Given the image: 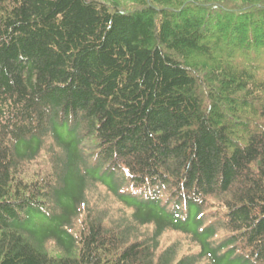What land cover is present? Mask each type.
I'll use <instances>...</instances> for the list:
<instances>
[{"label": "trees", "instance_id": "obj_1", "mask_svg": "<svg viewBox=\"0 0 264 264\" xmlns=\"http://www.w3.org/2000/svg\"><path fill=\"white\" fill-rule=\"evenodd\" d=\"M0 264H264V0H0Z\"/></svg>", "mask_w": 264, "mask_h": 264}, {"label": "rangeland", "instance_id": "obj_2", "mask_svg": "<svg viewBox=\"0 0 264 264\" xmlns=\"http://www.w3.org/2000/svg\"><path fill=\"white\" fill-rule=\"evenodd\" d=\"M174 240H181L186 250H189L192 247L190 245V240H188L185 235L175 232H169L166 234L165 238H163V244H167Z\"/></svg>", "mask_w": 264, "mask_h": 264}]
</instances>
